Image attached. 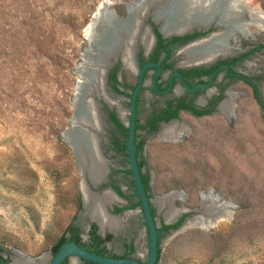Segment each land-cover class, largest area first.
<instances>
[{"label": "rangeland", "instance_id": "1", "mask_svg": "<svg viewBox=\"0 0 264 264\" xmlns=\"http://www.w3.org/2000/svg\"><path fill=\"white\" fill-rule=\"evenodd\" d=\"M104 1L122 3L116 11L126 16L125 3L133 0H0V248L5 258L17 251L38 259L67 236L71 223L95 224L83 216L82 177L62 134L74 116L86 31ZM253 1L264 11V0ZM260 44L264 34L243 46ZM241 70L255 80L259 100L251 88L236 83L231 118L219 110L199 118L183 114L179 121L187 134L177 143L163 140V129L143 135L145 170L161 223L169 203L186 207L183 216L197 214L203 194L221 195L233 205L231 217L209 231L192 227L165 234L158 264H264V49L251 54ZM103 129L105 159L127 165L110 152L112 127L105 118ZM120 178L125 185L128 177ZM174 190L182 196L162 207V197ZM113 219L120 228H109L115 239L111 251L123 254V242L130 239L135 257L147 260L142 213L136 208ZM125 224L123 240L119 232Z\"/></svg>", "mask_w": 264, "mask_h": 264}, {"label": "flooded vegetation", "instance_id": "2", "mask_svg": "<svg viewBox=\"0 0 264 264\" xmlns=\"http://www.w3.org/2000/svg\"><path fill=\"white\" fill-rule=\"evenodd\" d=\"M147 24L151 26V33L154 37L153 41L151 34H149V45L139 43L133 57H129V51L123 50L125 51L124 55L120 54L117 61L113 62L106 72L105 86L102 79L103 74H101V85L103 88L98 92L99 95H102L99 99L101 100L99 103L101 105L100 111L102 113V120L104 122V118L105 120L107 119L112 127L109 135L110 152L114 156L120 157L122 163L127 162V165L114 164L107 161L104 157V150L102 147L108 174L105 183L95 191L100 195L108 193L115 199L112 205L108 207V211L111 213L112 217L118 218L119 215L125 216V212H131L136 209L134 205L137 202V197L134 191L136 189L132 188L129 183L130 176L127 173L130 169L128 157L126 154L120 153L114 149L116 146L115 142L118 144V142L123 141L124 138L118 127L111 121L109 113L113 112L120 123L127 127V123L124 122V118L120 117V114L127 115V119L125 120H129L132 95L139 82V73L145 65L155 64L158 65L161 70L158 74V69L153 66L146 69L142 86L137 96L136 125L138 122V125L145 127L144 131L139 132L141 139H144L143 135H153V133L150 134L147 132L148 129H157L155 133H159L161 129L174 123L183 126L187 131V127L179 121V118H181L183 114L199 118L210 116L216 110L222 113L220 110L222 104L230 98L233 99L234 95L236 98L238 96L233 90V86L236 83L251 88L255 93V97L259 98V92L254 82L255 80L244 74L241 68L242 66H246V61L251 54L263 50L264 45L260 44L247 48V45L243 46L245 43L244 41L240 46H235L226 58H220L218 61L208 66H198V62H196V65H194L195 63L185 64L186 54L184 51L190 47L189 45L193 42H197L202 37H207V34L215 29L213 28L208 32L194 31L193 33L185 35L164 37L158 27V31L164 40L160 42L151 19L147 21ZM146 32L147 31H145V33ZM142 37L144 41V33H142ZM154 83H156L159 93L155 91ZM186 86L191 89L196 88V90L188 91ZM105 88H107V92ZM191 106H195V108H192L194 110L189 109ZM208 111H210V114L201 116V113ZM152 119L153 125L149 124ZM114 136L117 137V139H115ZM113 139H115V141H113ZM120 175L128 177V181L125 185L121 182ZM153 208L156 211L154 206ZM76 225L80 227V244L76 242L77 239L74 243L81 248L91 250V244H98L104 255L121 257L127 249L125 246L133 244L135 251L130 257L137 259L135 257V243L130 239L124 240L126 238L125 234L127 233L126 228H128L129 225L127 226V224H125L123 229L119 232V235H123L122 237L124 240L123 254H117L111 251V245L115 240L111 232L103 235L98 225L95 223L97 226L96 235L99 236V239H95L92 238L93 235L91 233L92 223L88 224V230H85L83 224ZM108 235H111L112 238L108 239ZM66 237L69 238L70 233H67ZM65 262L66 264H70L69 259Z\"/></svg>", "mask_w": 264, "mask_h": 264}, {"label": "bare ground", "instance_id": "3", "mask_svg": "<svg viewBox=\"0 0 264 264\" xmlns=\"http://www.w3.org/2000/svg\"><path fill=\"white\" fill-rule=\"evenodd\" d=\"M157 1V0H153ZM225 6L222 11L223 13V23L232 22L229 26L227 32H222L215 37L199 42L188 47L184 52L186 54L185 64L191 63H203L213 59L219 54H229L234 47H230L227 44V39L232 36L236 40L239 46L245 39H254L256 36L264 34V11L263 9L256 4L253 0H225L223 1ZM111 3L110 1H104L97 11L94 13L91 23L87 28V37H91L94 42L97 39V45L99 44L100 50L102 53L108 51L110 44L114 43L112 39L113 32L116 29L115 19L113 14L110 15L107 4ZM218 3V0H173L172 3L167 5V8L160 11L157 15V18L162 19L163 14L174 15L172 19H169L163 24L162 30L164 33L175 32L177 29L184 30L189 26H194L198 23H204L207 19L211 18L214 15V10H216L215 5ZM116 4L122 3H111L113 9ZM124 4V3H123ZM142 0H133L132 2L125 3L127 10L138 11L139 14L145 8V5H142ZM229 4V5H227ZM113 11V10H112ZM244 11H248L251 17V21H248L246 24L242 22L241 15ZM194 22V23H192ZM124 30H131L132 24L129 20L122 21L119 23ZM144 33V44L149 45L150 42V33ZM114 37V36H113ZM232 38V39H233ZM129 51V49H128ZM90 58V57H89ZM87 61H89L87 59ZM90 64L93 61H89ZM103 64L105 62L98 63L97 65L91 64V67H95L96 72L94 74L90 73L89 78H94L92 95L98 93L102 87L101 85V74L103 72ZM88 65V64H87ZM89 66V65H88ZM80 79V78H79ZM92 80V79H91ZM81 81V80H79ZM99 94V93H98ZM238 95V94H237ZM90 100V99H89ZM236 96H233V99L230 98L225 101L220 110L227 117L231 118L234 114ZM87 101V100H86ZM86 107H82L78 119H81V123L88 124L91 127V130L88 131L89 136H83L75 132L70 139L78 147L80 151V157L82 162V168L84 171L90 172V175L93 180L99 181L103 179L105 174V159L101 153L102 140L101 133L103 132L102 119L98 114V111L95 110L94 105L88 102ZM187 131L183 126L179 124H172L163 129L160 133V136L165 141H170L173 143L180 142L183 137H185ZM90 159V161H88ZM86 190V189H85ZM181 193L173 192L169 193L166 196L162 197L161 206L164 207L167 205L166 200L172 199L177 200L181 197ZM110 200H115L110 194L105 193L102 196H93L89 192H85V201L87 204V214L97 221L102 229L113 228L119 229V224L106 214L105 205L111 204ZM225 200V199H224ZM222 199L221 195H215L214 193L203 194L202 203L207 205V202H210L206 207V212L203 216L195 217L188 222L187 228H201L204 230H211L218 226L221 222L229 219L230 211L229 204H227ZM103 204L101 205V203ZM170 209L166 213V220L172 221L176 216H178L181 211L185 209L178 210L176 207H173L169 203ZM100 206V207H99ZM102 206V208H101ZM165 217V216H164ZM116 231V230H115ZM114 231V232H115ZM47 256L42 259L40 263L31 262L32 260L24 259L22 257L14 258L13 264H45ZM75 264V263H72Z\"/></svg>", "mask_w": 264, "mask_h": 264}, {"label": "water", "instance_id": "4", "mask_svg": "<svg viewBox=\"0 0 264 264\" xmlns=\"http://www.w3.org/2000/svg\"><path fill=\"white\" fill-rule=\"evenodd\" d=\"M172 1L173 0H157V1L153 2V0H142V2H143L142 5H145L146 7L143 8L141 13L139 14L138 11L127 10L126 16H120L116 11L115 6L113 7V9H111V7H112V5H111L112 2H111V3L107 4V7L109 9L110 15L113 14V18L115 19V22L118 23V24H116V29H114L115 31H112L113 36H114V37L112 36V39L114 40V43L110 44L108 51H105L104 53H102L100 50L99 44L97 45V42H98L97 39L98 38L95 39V42L93 40L94 38L93 39L91 37L86 38L88 45H87L85 52L82 56V62L78 66L79 74L77 76H78V79L80 78L79 80H81V81H78L76 88H75V98L73 101L74 116L70 120V125L65 130V132L62 134V138L67 143V145L72 149V153H73L75 161H76V166H77V168L80 172V175L82 177L81 192L83 194V198H82L83 199V209H84L83 216L85 218H88L91 222L96 223L99 227L100 232L103 235H105L106 232H110L112 230L102 229L101 225L97 221L92 219L87 214V204L85 201V192L87 191L90 194H93L95 196H102L99 193H97L95 190L99 189L105 183V181L107 179L108 169H107L106 162L104 163L106 168H105V174H104L103 179H101L99 181L93 180L91 175H90V172L83 170L81 157H80V151H78V147H76V144L74 145V143L71 141L72 139H70L71 136L75 132H77L83 136H89L87 132L91 130V127L86 123L85 124L81 123V119H78V115H79L82 107H86L87 105L89 107L88 102H90V104L94 105L95 110L98 111V114L100 115V118L102 119V113L100 111L101 105L98 101L102 97V95L101 94L99 95L98 93H94L92 95V90L94 89V87L92 86L94 83L93 82L94 78L93 77L89 78V74L90 73L94 74L96 72V69H95V67H91V64L95 63V65H97L98 63L105 62V64H103V73H102L103 74L102 79H103L104 86H105L106 72L108 71L109 67L113 64V62L117 61L120 54L124 55L125 51H123V50L128 51V49H129V57L130 56L133 57V54L137 50L138 44L144 43L142 33L145 31H147L151 34V38L153 41L154 37L151 33V26L147 24V21L149 19H151V21L155 25L159 26V31L163 34L164 37H171L174 35H185L188 33H193L194 31L208 32L209 30H211L213 28L215 29V30H212L210 33H208L207 37H202L200 40H198L197 42L191 43L189 46H192V45L199 43V42L209 40V39L215 37L216 35H218L222 32H224V33L227 32L230 28L229 26L232 24V22H226V23L222 22L223 21L222 11L224 9L225 4L223 2L224 0H218V3L214 7V8H216V10H214V15L211 18L207 19L204 23L202 22V23H198L194 26H189L184 30H182V29L178 30L177 29L175 32H170V33L166 34L162 30L163 24L168 20V17H169V19H172V17L174 15L172 16V15L163 14L161 17L162 19L157 18V15L160 13L161 10L167 8V5L172 3ZM225 2H226V0H225ZM227 5H229V4H227ZM241 19H242V22L245 24L248 21H251V17H250V14L248 13V11H244L242 13ZM124 20L125 21L129 20L131 22L132 27H133L131 30L126 31L123 29V27L121 25H119V23L124 21ZM192 23H194V22H192ZM232 38L233 37L230 36L227 39V44L230 47H235L237 42H236V40H234V38L233 39ZM241 40H243V42H244V41H247L248 39L242 38ZM240 45L241 44L239 43V46ZM228 55L229 54H219V55L215 56L213 59H211L207 62L198 63L197 65L198 66H208L210 64L215 63L220 58L221 59L226 58ZM87 59L89 61L90 60L93 61V63L90 64V62L87 61ZM194 65H196V63ZM151 66L158 69V74L161 70V68L158 65L149 64V65H145L139 73V82H138V85H137V87H136V89L132 95V99H131L132 100L131 110L129 112L130 118L126 124L128 129H129V135H128V139H127L126 144H125L126 149L128 151V154H129V156H128L129 168L132 172V179L135 183L136 194L139 196V200L141 202V206L138 207L137 209L143 215V219L145 221V231H146L147 236H148V241H147L148 248L146 249L147 260L141 261V260H138L135 258H132V259H115V258L104 257V256H100L96 253L90 252L86 249H83L74 242H68L61 247L59 253L56 256H53V254L51 252V253H47V254L41 256L38 259H31V258L24 256L21 252L16 251L15 257H12L10 259V264H13L14 258H16V257H22L24 259L32 260L31 262L40 263L42 261V259L46 256H47V259L45 261V264H62L66 259H69L70 264H72V263L82 264L85 262H90L91 264H156V262L158 260V248H159L158 231H159L162 223L156 217H154L152 214V207L154 206V201L151 198H149V193H147V191L145 190L143 182H142L141 172H140V169L138 166V160L136 157L137 146L135 143L137 96H138V93H139L141 86H142L144 73H145L146 69L148 67H151ZM105 89L107 92V88H105ZM154 89L157 93H159V91L156 87V83H154ZM186 89L188 91H195L196 90V88L191 89L188 86H186ZM120 117L124 118V115L120 114ZM173 122H176V121H173ZM173 122H171V123H173ZM102 125H103V120H102ZM103 133H104V129H103V132L101 133V140L103 139L102 138ZM100 147H101V153L103 155L102 145H100ZM88 161H90V159ZM173 192H176V191L174 190L171 193H173ZM111 205H112V203L105 205V211L109 217H112L111 213L108 211V207ZM201 205L202 206L198 210L197 214L187 216L177 230H183L184 228H187L188 227L187 224L190 220L195 219V217H198V216H203L205 214L206 207L208 204L206 205V204L202 203ZM229 207H230V209H229V211H230L229 218H230L231 217V209H233V205L229 204ZM181 209H185V210L181 211V213L178 216H176L172 221H167L164 217L163 223L167 224V225L176 224L180 220V218L183 217V214H185L189 211L184 206L181 207ZM127 213L128 212H125V215H127ZM114 218H118V217H114ZM84 226H85V230H88L89 226L87 224ZM170 232L174 233L175 231L171 230Z\"/></svg>", "mask_w": 264, "mask_h": 264}, {"label": "trees", "instance_id": "5", "mask_svg": "<svg viewBox=\"0 0 264 264\" xmlns=\"http://www.w3.org/2000/svg\"><path fill=\"white\" fill-rule=\"evenodd\" d=\"M153 26L155 28L156 34H157V36L159 38V41L160 42L164 41L162 39V35L158 31V26L155 25V24H153ZM174 39H177V38H174ZM257 100H259V98H257ZM192 108H195V106H193V107L191 106V108H189V109L190 110H194ZM206 114H210V111L201 113V116L202 115H206ZM109 117H110L111 121L116 125V127H118V129L121 131L122 136L124 138V140L121 141V142H118V144L115 142L116 146L114 147V149L116 151L120 152V153L126 154V156L128 157L129 154H128V151L126 149L125 142L128 139L129 129H128V127H125L124 125H122L120 123V121L116 118V115L113 112L109 113ZM149 124L153 125V119L150 120ZM144 130H145V127L138 125V122H137V125H136V136H135V143H136V146H137L136 157H137V160H138V166H139V169H140V172H141V178H142V182H143L144 188L147 191V193H149V198H151V175H150L149 171L145 170L147 164H146V161H145V159L143 157V153L145 151V146H146V140L145 139H141V135L139 134L140 131H144ZM156 131H157V129L153 128L152 130L148 129L147 132L150 133V134L151 133L154 134ZM115 139H117V137H115ZM115 139H113V141H115ZM127 173L130 176L129 177L130 186L132 188H135V183H134V181L132 179L131 170L129 169ZM116 189H119V188H116ZM134 191L136 192V190H134ZM136 197H137V202L134 205V208H138V207L141 206V202H140L139 196L137 194H136ZM80 207H81V205H80ZM152 214H153L154 217H156V211H155V209L153 207H152ZM186 217H187L186 215L183 216L182 218H180V220L176 224H173V225H167V224H164L162 222V225H161V227H160V229L158 231L159 248H158V260H157L156 264H158V262L160 260V257H161V246L160 245H161V242H162V239H163L164 235L167 234L168 232H170L171 230L178 229L180 227V225L183 223V221L185 220ZM96 231H97V226L95 224H93L92 225V232H91L92 235H93L92 238L99 239V236L96 235ZM66 233H70V237L67 238L66 234H65V235H63L60 238L59 242L52 248L53 256H56L59 253L61 247L64 244H66L68 242H75L76 239H77V241H76L77 243L80 242V238H79L80 227L77 226L75 223H71L68 226V228L66 229ZM107 238L111 239L112 236L108 235ZM90 246H91L92 249L88 250V251L96 253V254H98L100 256L109 257V258H115V259H132L130 257V255L133 254L134 251H135V248H134L133 244H129V245L125 246L127 249H126V251H125L123 256H121V257H117V256L110 257V256L104 255L101 252L102 249L100 248V246L98 244H91ZM65 261L62 264H66ZM0 264H10V259L4 257V255L2 254V249L1 248H0ZM85 264H91V263L90 262H85Z\"/></svg>", "mask_w": 264, "mask_h": 264}]
</instances>
